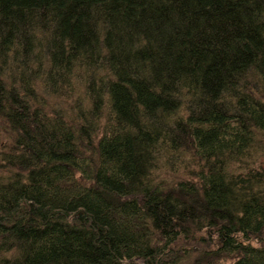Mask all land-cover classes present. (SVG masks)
<instances>
[{
    "label": "trees",
    "instance_id": "trees-1",
    "mask_svg": "<svg viewBox=\"0 0 264 264\" xmlns=\"http://www.w3.org/2000/svg\"><path fill=\"white\" fill-rule=\"evenodd\" d=\"M220 260L264 264V0H0V264Z\"/></svg>",
    "mask_w": 264,
    "mask_h": 264
},
{
    "label": "rangeland",
    "instance_id": "rangeland-1",
    "mask_svg": "<svg viewBox=\"0 0 264 264\" xmlns=\"http://www.w3.org/2000/svg\"><path fill=\"white\" fill-rule=\"evenodd\" d=\"M168 168V167H167ZM167 168H165V169H167ZM164 169V170H165ZM159 172H161V171H159ZM159 172H156L157 174H159V175H161V176H159L160 178L161 177H164V175L163 174H160ZM229 262H228V260H220V261H218L217 262V264H228Z\"/></svg>",
    "mask_w": 264,
    "mask_h": 264
}]
</instances>
